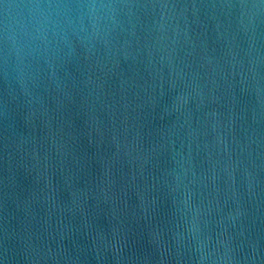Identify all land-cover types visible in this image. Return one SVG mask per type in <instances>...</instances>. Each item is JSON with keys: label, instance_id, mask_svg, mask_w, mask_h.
I'll use <instances>...</instances> for the list:
<instances>
[{"label": "water", "instance_id": "95a60500", "mask_svg": "<svg viewBox=\"0 0 264 264\" xmlns=\"http://www.w3.org/2000/svg\"><path fill=\"white\" fill-rule=\"evenodd\" d=\"M0 264H264V0H0Z\"/></svg>", "mask_w": 264, "mask_h": 264}, {"label": "clouds", "instance_id": "9594fccd", "mask_svg": "<svg viewBox=\"0 0 264 264\" xmlns=\"http://www.w3.org/2000/svg\"><path fill=\"white\" fill-rule=\"evenodd\" d=\"M114 11L113 5L90 2L79 5L72 4H37L28 9L22 19H15V26L21 39L46 40L49 34L83 27L85 20L95 21ZM13 25L9 23L6 27Z\"/></svg>", "mask_w": 264, "mask_h": 264}]
</instances>
